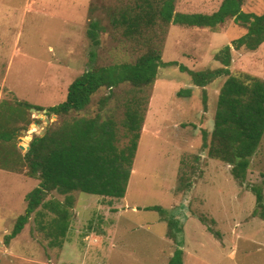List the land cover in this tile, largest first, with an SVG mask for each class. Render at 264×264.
<instances>
[{"label": "rangeland", "instance_id": "374dc122", "mask_svg": "<svg viewBox=\"0 0 264 264\" xmlns=\"http://www.w3.org/2000/svg\"><path fill=\"white\" fill-rule=\"evenodd\" d=\"M221 1L175 0V11L210 14ZM241 1L245 12H264V0ZM124 2L0 0V98L14 95L43 107L64 101L69 84L89 64L91 20L101 26L100 43L93 48L98 65L134 61L140 47L122 38L121 27L110 21V11ZM155 30L160 34L163 28ZM245 32L232 19L215 29L170 24L161 59L177 61L190 71L216 69L221 64L215 53ZM229 70L264 80V43L254 51L232 50ZM225 78L221 75L204 87L195 86L178 65L160 64L125 196L69 193L70 224L64 238L50 232L54 213L38 207L5 246L4 237L24 212L26 201L21 197L1 206L0 194V264H167L178 246L183 251L181 264H264V220L253 214L258 207L249 189L259 186L264 196V135L243 184L232 177L230 165L208 157L202 146L203 130L210 139ZM119 90L105 107L117 116L122 113ZM106 92L102 89L93 96L88 114L97 111ZM31 112L33 121L19 137L18 147H25L57 119L48 118L45 111ZM125 142L122 139L120 146ZM38 183V179L0 173V193L10 187L26 195ZM65 197L52 191L45 201L63 203ZM147 206L161 210H144ZM169 219L178 224V231L168 226Z\"/></svg>", "mask_w": 264, "mask_h": 264}, {"label": "trees", "instance_id": "16d2710c", "mask_svg": "<svg viewBox=\"0 0 264 264\" xmlns=\"http://www.w3.org/2000/svg\"><path fill=\"white\" fill-rule=\"evenodd\" d=\"M128 1L110 11V21L113 27H121L122 38L140 47L134 61L98 65L93 48L100 43L101 26L98 20H91L87 29L93 46L89 64L69 84L64 101L43 107L14 95L12 99L4 96L0 99V169L39 180L26 193V207L4 237L5 246L22 231L38 207L54 213L49 221L50 232L55 238H64L70 224L71 192L112 198L125 196L160 64L178 65L200 87L226 75L218 92L210 139L207 141L208 134L203 130L202 146L207 149L208 157L230 165L232 177L244 183L250 158L264 135V80L246 72L231 74L229 66L232 50L254 51L264 43V12L243 11L241 0H222L210 14L175 11V0ZM227 19L246 32L215 53L214 59L221 67L190 71L177 61H162V44L170 24L215 29ZM160 27L163 30L159 34L155 29ZM102 89L107 92L99 98L97 111L88 114L93 96ZM117 90L122 98L119 116L113 110H105ZM32 109L37 113L45 111L48 118L55 115L57 119L47 124L43 133L34 134L28 149L22 152L17 141L33 121ZM122 139L126 142L120 146ZM249 189L258 207L253 214L264 220L262 190L255 185ZM52 191L66 195L64 202L45 201ZM144 210L160 211L161 207L147 206ZM200 220L205 222L203 218ZM168 224L177 231L180 229L170 219ZM168 234L171 235V230ZM182 253L178 246L167 264H181Z\"/></svg>", "mask_w": 264, "mask_h": 264}, {"label": "crops", "instance_id": "0c3cea01", "mask_svg": "<svg viewBox=\"0 0 264 264\" xmlns=\"http://www.w3.org/2000/svg\"><path fill=\"white\" fill-rule=\"evenodd\" d=\"M0 91H3V89L0 88ZM19 100H23V99H19ZM25 101H27V100H25ZM33 132H35V131H32V133ZM133 172H134V168L132 169V173L131 174H133ZM0 173H2V174L8 173V174L16 175V176L27 177L26 175H23L21 173L7 171V170H3V169H0ZM27 178H30V177H27ZM0 194L2 195L1 196V198H2L1 206H6V205L8 206V205H11L12 203L14 204L15 202H18V200L21 199V197H22V199L25 197V194H23V193L22 194H19L18 191L16 192L14 188H11L10 189V187L8 188V190L4 191V193L1 192Z\"/></svg>", "mask_w": 264, "mask_h": 264}, {"label": "water", "instance_id": "95a60500", "mask_svg": "<svg viewBox=\"0 0 264 264\" xmlns=\"http://www.w3.org/2000/svg\"><path fill=\"white\" fill-rule=\"evenodd\" d=\"M32 111H35V110H34V109H32ZM47 122H48V120H47ZM43 131H44V129H43ZM43 131H41L39 134L43 133ZM19 147H20V149H23V148H25V150H27V149H28V147H29V145L27 144L25 147H24L23 145H19Z\"/></svg>", "mask_w": 264, "mask_h": 264}, {"label": "bare ground", "instance_id": "6f19581e", "mask_svg": "<svg viewBox=\"0 0 264 264\" xmlns=\"http://www.w3.org/2000/svg\"><path fill=\"white\" fill-rule=\"evenodd\" d=\"M31 135V134H30Z\"/></svg>", "mask_w": 264, "mask_h": 264}]
</instances>
